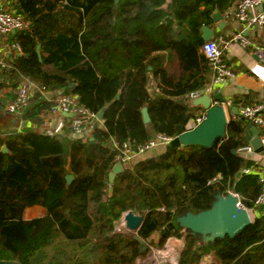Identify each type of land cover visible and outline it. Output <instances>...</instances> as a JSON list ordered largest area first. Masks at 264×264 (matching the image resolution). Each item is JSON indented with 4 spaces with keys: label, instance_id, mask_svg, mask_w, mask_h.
I'll use <instances>...</instances> for the list:
<instances>
[{
    "label": "trees",
    "instance_id": "16d2710c",
    "mask_svg": "<svg viewBox=\"0 0 264 264\" xmlns=\"http://www.w3.org/2000/svg\"><path fill=\"white\" fill-rule=\"evenodd\" d=\"M15 1L30 27L11 36L22 55L0 71V260L138 264L147 252H139L136 235L157 247L171 237L182 240L178 264H200L209 254L219 264H264V215L232 238L212 242L176 222L209 210L217 194L233 192L244 208L254 206L257 176L236 177L254 166L238 152L248 145L242 119L229 120L225 138L211 147L168 148L108 181L123 142L191 130L189 96L212 79L201 53L202 28L231 0ZM24 79L34 94L25 109L10 114L6 106ZM58 92L76 96L92 114L101 112L89 136L70 137L69 121L62 135L46 132L49 95ZM252 103L235 100L240 107ZM21 122L28 126L19 129ZM33 207L42 216L26 220L25 210ZM127 212L143 218L136 233L116 232Z\"/></svg>",
    "mask_w": 264,
    "mask_h": 264
},
{
    "label": "built area",
    "instance_id": "2783aa9c",
    "mask_svg": "<svg viewBox=\"0 0 264 264\" xmlns=\"http://www.w3.org/2000/svg\"><path fill=\"white\" fill-rule=\"evenodd\" d=\"M264 4V0H239L233 11V19L236 23L243 26V30L250 28H262L264 30V14H254L253 10L258 6ZM29 22L17 13L15 10L0 9V71L11 69L14 56H21L22 50L19 44L11 39L15 33H21L29 30ZM243 30L234 34L231 41L238 43L241 47L246 48L250 42L244 37ZM229 42L223 40H209L205 41L202 46L201 53L208 61L211 71L212 79L210 84L200 92L191 93L190 100L197 98L201 95H210L213 86H219L230 82L234 74L231 68L224 61L222 54ZM255 61H253L248 69L256 76H261L264 73V68L260 62L264 61V50L254 46ZM35 87L27 79L22 80L16 89L13 100L6 106V111L10 114H17L25 109L34 94ZM217 105V104H216ZM224 108L229 106L230 103H222ZM50 115L61 120H68L71 136L79 139L84 136L86 128L90 127L92 122L96 119V115L89 112L88 109L80 106L76 102V96L72 94H62L54 98L53 104L49 108ZM237 116L243 119L246 123L250 124L255 130V136L260 140L261 145L264 147V104L257 103L253 105L242 106L238 109ZM205 119V112L194 117V127L202 123ZM56 121V119H55ZM54 121V122H55ZM50 122V121H49ZM49 122H46L49 124ZM53 123V121H52ZM22 128L19 125V129ZM257 130V132H256ZM260 130V131H258ZM61 131H57L56 127L50 135H58ZM173 138L166 137L162 134H157L155 137L149 139L143 144H131L123 142L119 148V155L116 161L121 167H126L133 158L137 155H144L151 149L158 145L167 147ZM241 154L252 155L254 149L251 147L250 142L248 145L238 149ZM116 163V164H117ZM250 173V168L242 169L240 174L246 175ZM257 180L260 186L259 193L254 200V206L260 207L264 205V169L256 170ZM237 198V206L244 208L241 204L240 198L237 194L229 192ZM245 209V208H244Z\"/></svg>",
    "mask_w": 264,
    "mask_h": 264
},
{
    "label": "water",
    "instance_id": "95a60500",
    "mask_svg": "<svg viewBox=\"0 0 264 264\" xmlns=\"http://www.w3.org/2000/svg\"><path fill=\"white\" fill-rule=\"evenodd\" d=\"M118 0H115L117 3ZM261 12H264V4L258 6ZM213 22L218 24L219 28H222L225 23L221 22V16L215 11L212 16ZM213 33L208 28H202V38L204 41L213 40ZM36 54L40 60L39 46L36 48ZM222 99L220 94L216 95H201L191 100V107H200L205 112V119L199 125L195 126L191 130H188L170 142L166 147L179 148L181 146H202L211 147L215 141L225 138L226 126L228 124L226 118V112L221 104H213ZM2 107L0 106V114L2 113ZM232 113L238 114L237 109H233ZM98 121L101 120V112L96 115ZM143 123L150 122L147 110L142 109ZM247 138L250 141L251 147L257 154L264 155V147L261 145L260 140L255 136V130L248 124L246 127ZM254 132V133H253ZM5 151V150H3ZM236 153V152H233ZM122 167L120 164H115L112 171L108 174V181L111 184L116 174L120 173ZM237 178L240 177V173H237ZM67 183L72 181V176L66 177ZM124 225L127 231L136 233L143 221V218L138 215H134L132 212H127L123 217ZM178 225L188 230L192 235H198L204 242H212L217 238L230 237L232 238L244 227L249 225L252 221L248 215V211L244 208L237 206V198L232 194L222 196L217 194L214 202L211 204V208L207 211L200 212L198 214L186 213L176 219ZM155 238H158V234H155ZM134 239L139 243V252H143L147 245L136 235ZM0 264H18L14 261L0 260Z\"/></svg>",
    "mask_w": 264,
    "mask_h": 264
},
{
    "label": "crops",
    "instance_id": "0c3cea01",
    "mask_svg": "<svg viewBox=\"0 0 264 264\" xmlns=\"http://www.w3.org/2000/svg\"><path fill=\"white\" fill-rule=\"evenodd\" d=\"M169 0H167L168 2ZM239 0H231L232 6L224 13L219 14L221 16V22L225 23L222 28H219L218 24L213 22L211 27H207L210 31H212L213 40H223L229 42L227 45V49L223 51L222 57L227 65L231 68L234 76L230 80V82L213 86L211 88L210 95L220 94L222 99L217 102H212L213 104H222L229 102L230 105L225 107L226 118L229 120H240L236 114L232 113L233 109H239L240 104L236 105L235 100L239 102H253L252 104L262 103L264 104V73L261 76L254 75L249 69L248 66L255 61L254 55V46H257L264 50V30L262 28H250L247 30H243V26L236 23L233 19V11L237 5ZM0 9L3 10H16V1L15 0H0ZM254 14H264L261 12L259 8L253 10ZM243 30L244 37L250 42V45L246 48L241 47L238 43L232 42L231 39L234 34L239 33ZM261 66L264 68V61L260 62ZM60 92L56 93V95H49L51 98H55L59 95ZM260 101V102H259ZM189 103L191 100L189 99ZM246 106V105H245ZM191 107V105H190ZM193 109L194 117L204 113V110L200 107H191ZM189 122L188 127L190 129L194 128L193 119ZM243 120V119H242ZM68 120H61L56 118V121H53V124L56 127L57 131H61L58 135H62L65 130V126ZM245 130L248 125L244 120ZM20 125L23 127L28 126L27 122H21ZM260 131V130H258ZM257 132V130H256ZM254 133V132H253ZM85 135L89 136L90 131L87 127L85 130ZM247 136V134H246ZM70 137H72L70 135ZM73 138V137H72ZM248 139V138H247ZM250 141L248 140V143ZM166 150L165 146L158 145L155 148L151 149L144 155H137L133 158V160L124 168H131L135 163L142 161L144 159L154 157L162 154ZM245 157L251 160L254 164L253 167L250 168L249 174H255L256 170L264 169V155L253 153L252 155L244 154ZM123 168V167H122ZM241 175V174H240ZM257 176V175H256ZM248 215L250 220L252 221L254 218L264 215V205L260 207L253 206L248 209Z\"/></svg>",
    "mask_w": 264,
    "mask_h": 264
},
{
    "label": "rangeland",
    "instance_id": "374dc122",
    "mask_svg": "<svg viewBox=\"0 0 264 264\" xmlns=\"http://www.w3.org/2000/svg\"><path fill=\"white\" fill-rule=\"evenodd\" d=\"M55 117L50 115L44 118V128L47 133H53L55 125L52 121H55ZM50 121V122H49ZM46 122H49L47 124ZM43 210L38 207L28 208L24 212V218L30 220L42 216ZM125 215V214H124ZM124 217V216H123ZM127 231L124 225L123 218L120 223L116 226V232ZM129 232V231H127ZM131 233V232H130ZM159 241L158 238H154V242ZM147 248L143 252H147L145 258H143L138 264H178L180 250L182 248V240L176 239L174 237L169 238L162 247H157L152 244L146 243ZM200 264H219L214 257L209 254L206 256Z\"/></svg>",
    "mask_w": 264,
    "mask_h": 264
}]
</instances>
